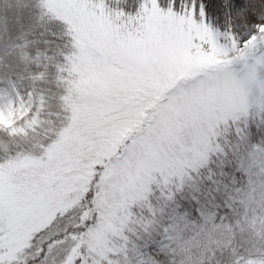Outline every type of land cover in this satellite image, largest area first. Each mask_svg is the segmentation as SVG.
Returning a JSON list of instances; mask_svg holds the SVG:
<instances>
[{"label":"snow or ice","instance_id":"6c2138e0","mask_svg":"<svg viewBox=\"0 0 264 264\" xmlns=\"http://www.w3.org/2000/svg\"><path fill=\"white\" fill-rule=\"evenodd\" d=\"M0 264H264V0H0Z\"/></svg>","mask_w":264,"mask_h":264}]
</instances>
